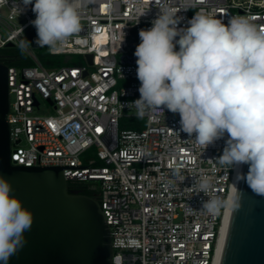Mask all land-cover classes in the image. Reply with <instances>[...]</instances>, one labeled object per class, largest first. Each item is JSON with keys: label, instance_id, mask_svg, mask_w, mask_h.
<instances>
[{"label": "built area", "instance_id": "1", "mask_svg": "<svg viewBox=\"0 0 264 264\" xmlns=\"http://www.w3.org/2000/svg\"><path fill=\"white\" fill-rule=\"evenodd\" d=\"M160 3L83 0L81 31L53 51L91 53L93 63L46 68L27 37L36 18L32 7L0 0V48L13 42L34 61L9 67L11 157L26 166L60 165L69 183H90L111 228L113 264H215L239 168L216 161L227 134L204 149L190 140L195 134L179 131V114L167 109L139 115L145 127H121L123 119L138 116L129 105L140 96L134 52ZM171 3L188 7L177 13L181 28L196 12L224 24L246 17L264 28V0ZM201 178L223 201L216 215L201 210L208 199L194 185Z\"/></svg>", "mask_w": 264, "mask_h": 264}, {"label": "clouds", "instance_id": "2", "mask_svg": "<svg viewBox=\"0 0 264 264\" xmlns=\"http://www.w3.org/2000/svg\"><path fill=\"white\" fill-rule=\"evenodd\" d=\"M21 2L36 14L30 23L39 47L55 49L81 31L83 0ZM159 9L152 26L139 31L134 55L140 96L129 105L138 116L152 109L179 114V131L195 134L190 140L204 149L227 134L216 161L229 169L248 165L246 174L236 172L234 186L240 192L237 185L243 181L253 194L264 196V28L246 17L233 16L224 24L202 12L181 28L177 13L188 7L161 0ZM194 185L208 197L201 210L216 215L223 201L211 194L210 181L201 178ZM12 192L11 182L0 175L2 264L24 248L25 232L34 222L33 212ZM238 201L239 196L235 208Z\"/></svg>", "mask_w": 264, "mask_h": 264}, {"label": "water", "instance_id": "3", "mask_svg": "<svg viewBox=\"0 0 264 264\" xmlns=\"http://www.w3.org/2000/svg\"><path fill=\"white\" fill-rule=\"evenodd\" d=\"M27 37L38 47L33 25ZM86 58L93 63L91 53ZM9 67L0 57V175L33 212L34 222L25 232L26 245L8 264H113L111 228L99 199L71 188L60 165L26 166L12 160ZM239 171L246 174L248 165ZM237 186L241 191L234 189L217 264H264V196L253 194L243 181ZM237 196L239 208L234 207Z\"/></svg>", "mask_w": 264, "mask_h": 264}, {"label": "trees", "instance_id": "4", "mask_svg": "<svg viewBox=\"0 0 264 264\" xmlns=\"http://www.w3.org/2000/svg\"><path fill=\"white\" fill-rule=\"evenodd\" d=\"M7 49L6 47L0 48V52ZM7 53L9 56L4 59L10 66H16V67H23V66H31L34 64L33 59L22 49L15 47L10 48ZM36 53V52H35ZM39 61L42 63V65L46 68H56L62 65H79L84 62L81 60H75L73 59L74 54H62V53H56L53 51V49H50L49 51H40L39 53H36ZM121 127H131L136 128L138 127L137 124L132 123L131 120L123 119L121 123ZM71 188H79L82 189L85 193L92 195L94 197H98L97 194L92 191L89 186V182H70L69 183Z\"/></svg>", "mask_w": 264, "mask_h": 264}, {"label": "rangeland", "instance_id": "5", "mask_svg": "<svg viewBox=\"0 0 264 264\" xmlns=\"http://www.w3.org/2000/svg\"><path fill=\"white\" fill-rule=\"evenodd\" d=\"M196 13H193V15H195ZM49 51L50 50V48H48V47H35L34 48V51L36 52V53H39L40 51ZM73 59H75V60H81L82 62H84V63H87V58H86V56L85 55H82V54H74L73 55ZM136 114V113H135ZM126 120H131V122L132 123H135V124H137V126L138 127H136V128H142V127H145L146 126V124H147V119L145 118V117H140V116H133V117H129V118H125ZM123 128V127H122ZM125 128H131V127H125ZM135 128V127H134Z\"/></svg>", "mask_w": 264, "mask_h": 264}, {"label": "bare ground", "instance_id": "6", "mask_svg": "<svg viewBox=\"0 0 264 264\" xmlns=\"http://www.w3.org/2000/svg\"><path fill=\"white\" fill-rule=\"evenodd\" d=\"M239 169H240V166L238 168V171H239ZM234 189H235V186L233 187L232 196H231V199H230V202H229V205H228L227 214H226V217H225V220H224V224H223V227H222V235H221V239H220V244H219V249H218V254H217V257H216L215 264H217V259H218V255H219V251H220V247H221V243H222V239H223V235H224V231H225V227H226L229 211H230V206H231V202H232V198H233V194H234Z\"/></svg>", "mask_w": 264, "mask_h": 264}, {"label": "flooded vegetation", "instance_id": "7", "mask_svg": "<svg viewBox=\"0 0 264 264\" xmlns=\"http://www.w3.org/2000/svg\"><path fill=\"white\" fill-rule=\"evenodd\" d=\"M7 49H5L4 51L0 52V57L1 58H7L9 56V54L7 53V51L10 48H15L16 46H5Z\"/></svg>", "mask_w": 264, "mask_h": 264}, {"label": "snow or ice", "instance_id": "8", "mask_svg": "<svg viewBox=\"0 0 264 264\" xmlns=\"http://www.w3.org/2000/svg\"><path fill=\"white\" fill-rule=\"evenodd\" d=\"M97 131L99 132V131H101V129L98 128Z\"/></svg>", "mask_w": 264, "mask_h": 264}]
</instances>
